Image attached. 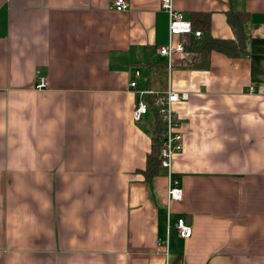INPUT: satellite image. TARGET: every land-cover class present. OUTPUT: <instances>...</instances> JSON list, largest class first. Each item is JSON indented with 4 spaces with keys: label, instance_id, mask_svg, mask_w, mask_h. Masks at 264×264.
I'll return each instance as SVG.
<instances>
[{
    "label": "crops",
    "instance_id": "crops-1",
    "mask_svg": "<svg viewBox=\"0 0 264 264\" xmlns=\"http://www.w3.org/2000/svg\"><path fill=\"white\" fill-rule=\"evenodd\" d=\"M113 2L0 0V264H264V0H173L192 22L210 15L204 38L236 41L232 11L250 21L246 53L173 60L171 88L190 98L174 107L184 197L170 204L166 171L144 174L156 115L136 122L130 89L163 60L169 14ZM168 216L192 237L159 245Z\"/></svg>",
    "mask_w": 264,
    "mask_h": 264
},
{
    "label": "built area",
    "instance_id": "built-area-1",
    "mask_svg": "<svg viewBox=\"0 0 264 264\" xmlns=\"http://www.w3.org/2000/svg\"><path fill=\"white\" fill-rule=\"evenodd\" d=\"M112 7L117 11L123 12L129 9V2L128 0H114ZM162 7L169 14V42L167 45L158 48L157 56L162 58L167 65V87L165 90L160 91L150 87L147 81L144 88H139V83L132 81L130 89L138 96L137 104L133 111V119L139 122L144 116L154 112L156 119H159L162 124L163 138L160 159L162 169L166 171L169 181L168 199L170 204L171 202H181L184 197L180 181L174 177L173 172L174 158L184 149L182 119L174 107L176 103L187 101L190 98L189 93H178L171 88L174 70L173 60L176 55L183 56V59L185 56L191 55L186 49L189 39H200L203 37V32L195 29L190 18L175 9L173 0H162ZM136 75L138 77L141 76L142 71L137 69ZM47 85V77L40 76L36 87L37 90H43L47 88ZM170 221V216H168L167 240L166 242L160 241L159 245L169 246L173 230L182 239H190L192 237V225L185 218H179L173 226H171Z\"/></svg>",
    "mask_w": 264,
    "mask_h": 264
},
{
    "label": "trees",
    "instance_id": "trees-1",
    "mask_svg": "<svg viewBox=\"0 0 264 264\" xmlns=\"http://www.w3.org/2000/svg\"><path fill=\"white\" fill-rule=\"evenodd\" d=\"M195 15H197L196 18L202 17V20L200 18L198 21H193L195 29H202L203 31L208 32L210 27V15L202 13ZM249 19V14L245 12L239 13L232 11L228 13V21L237 35L236 41L213 39L209 34L207 37H203L202 40L196 41L193 38L189 39L186 49L191 55L189 58L185 57L183 59V66L190 65L191 67L199 68L205 66L204 64L207 66V63H209V55L213 51H219L231 57L246 53V27L249 24ZM144 67L151 69L152 71L149 77L150 79L148 80L149 86L160 91L165 90L167 87L166 63L163 60L154 59L150 64L145 65ZM153 128L152 151L148 155L147 167L144 171L148 183H151L156 177L160 176L163 170L160 159L163 127L159 119L155 120Z\"/></svg>",
    "mask_w": 264,
    "mask_h": 264
},
{
    "label": "water",
    "instance_id": "water-1",
    "mask_svg": "<svg viewBox=\"0 0 264 264\" xmlns=\"http://www.w3.org/2000/svg\"><path fill=\"white\" fill-rule=\"evenodd\" d=\"M187 222L190 223V218L187 219Z\"/></svg>",
    "mask_w": 264,
    "mask_h": 264
},
{
    "label": "rangeland",
    "instance_id": "rangeland-1",
    "mask_svg": "<svg viewBox=\"0 0 264 264\" xmlns=\"http://www.w3.org/2000/svg\"><path fill=\"white\" fill-rule=\"evenodd\" d=\"M152 113H154V112H152Z\"/></svg>",
    "mask_w": 264,
    "mask_h": 264
},
{
    "label": "bare ground",
    "instance_id": "bare-ground-1",
    "mask_svg": "<svg viewBox=\"0 0 264 264\" xmlns=\"http://www.w3.org/2000/svg\"><path fill=\"white\" fill-rule=\"evenodd\" d=\"M190 224V223H189Z\"/></svg>",
    "mask_w": 264,
    "mask_h": 264
}]
</instances>
